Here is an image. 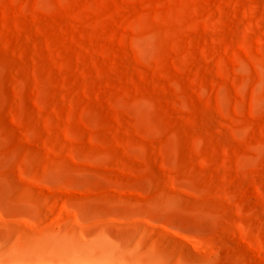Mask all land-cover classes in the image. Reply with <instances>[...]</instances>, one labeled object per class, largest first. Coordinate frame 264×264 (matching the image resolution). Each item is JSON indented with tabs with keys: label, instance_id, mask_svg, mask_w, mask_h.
Listing matches in <instances>:
<instances>
[{
	"label": "rangeland",
	"instance_id": "rangeland-1",
	"mask_svg": "<svg viewBox=\"0 0 264 264\" xmlns=\"http://www.w3.org/2000/svg\"><path fill=\"white\" fill-rule=\"evenodd\" d=\"M44 242L264 264V0H0V264Z\"/></svg>",
	"mask_w": 264,
	"mask_h": 264
},
{
	"label": "bare ground",
	"instance_id": "bare-ground-1",
	"mask_svg": "<svg viewBox=\"0 0 264 264\" xmlns=\"http://www.w3.org/2000/svg\"><path fill=\"white\" fill-rule=\"evenodd\" d=\"M27 247L31 251V255L27 254L28 261L31 264H65L67 259L74 260L75 258L84 255V252H82L83 250L87 253L91 251L90 246L83 243H77L71 247H59L54 243L44 242V244H29ZM39 253H42V256H44L41 262H39L36 257ZM94 257L98 256L90 257V259H95Z\"/></svg>",
	"mask_w": 264,
	"mask_h": 264
}]
</instances>
